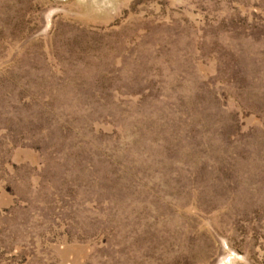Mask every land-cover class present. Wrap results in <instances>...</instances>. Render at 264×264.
<instances>
[{
  "label": "rangeland",
  "instance_id": "obj_1",
  "mask_svg": "<svg viewBox=\"0 0 264 264\" xmlns=\"http://www.w3.org/2000/svg\"><path fill=\"white\" fill-rule=\"evenodd\" d=\"M264 264V0H0V264Z\"/></svg>",
  "mask_w": 264,
  "mask_h": 264
},
{
  "label": "bare ground",
  "instance_id": "obj_2",
  "mask_svg": "<svg viewBox=\"0 0 264 264\" xmlns=\"http://www.w3.org/2000/svg\"><path fill=\"white\" fill-rule=\"evenodd\" d=\"M221 264H230V262L229 261H225V262H223Z\"/></svg>",
  "mask_w": 264,
  "mask_h": 264
}]
</instances>
